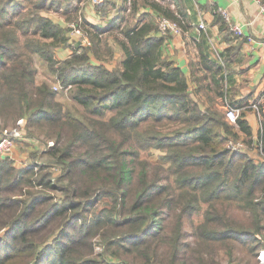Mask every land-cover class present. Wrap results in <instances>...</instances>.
Here are the masks:
<instances>
[{
    "label": "trees",
    "instance_id": "obj_1",
    "mask_svg": "<svg viewBox=\"0 0 264 264\" xmlns=\"http://www.w3.org/2000/svg\"><path fill=\"white\" fill-rule=\"evenodd\" d=\"M69 1L0 0V129L18 118L26 120L29 137L36 134L28 127L43 128L42 153L61 170L50 187L48 173L17 168L11 154L0 157V264H213L201 253L231 247L233 240H243L250 256L256 247L248 238L264 227V129L255 141L260 157L229 149L230 140L254 148L251 139L239 137L252 134L243 112L231 123L213 101L203 105L181 67L163 55L172 32L159 33V21L173 20L187 31L194 20L185 10L195 9L191 0L178 10L146 0L143 5L157 14L133 20L125 17L131 8L126 0L119 6L118 0L91 3L105 25L85 23L83 31L81 21H73L82 30L79 38L45 13L67 8ZM197 6L212 10L220 30L233 32L223 10ZM111 8L117 13L108 17ZM137 10L132 0V12ZM111 34L119 59L108 67ZM199 40L200 60L189 63L190 72L207 69L203 86L223 98L220 67L203 55L204 36ZM67 46L70 53L56 58L54 49ZM34 55L67 89L65 101L47 81L36 83ZM151 150H157L156 162L148 159ZM239 209L254 232L225 220ZM165 211L172 214L163 217ZM193 215L200 216L191 223L199 247L190 256L183 224ZM244 234L246 240L238 237ZM96 244L102 246L98 253Z\"/></svg>",
    "mask_w": 264,
    "mask_h": 264
},
{
    "label": "crops",
    "instance_id": "obj_2",
    "mask_svg": "<svg viewBox=\"0 0 264 264\" xmlns=\"http://www.w3.org/2000/svg\"><path fill=\"white\" fill-rule=\"evenodd\" d=\"M102 1L89 0L85 8L86 12L92 16L95 15L91 3H101ZM191 2L195 9L193 7L191 9L185 8L194 17L193 22L189 24L190 28L178 34L170 33V37L165 40L161 47L163 55L181 67L187 77L189 88L197 89L198 101L206 105L204 95L211 94V91L203 85L210 78L209 71L197 66V70L195 69L191 74L189 69V63H199L198 46L202 45L199 37L204 36L205 50L202 53L213 64L220 67L221 72L216 74V77H221V80L225 81L221 107L224 108L226 104H229L243 112L252 134L246 138L244 134L239 132V137L243 140L251 139V142L255 143L259 129H264V14L260 11L256 0H191ZM196 2L203 7L216 6L219 10L226 11L230 17V22L239 26L242 34L235 36L229 30H220L218 24L213 23L212 10L200 9ZM170 10L175 9L173 7ZM141 11L148 12L151 16L157 14L156 10L148 6L142 7ZM199 21L205 23V29L198 27ZM68 36L79 38L71 35L69 31ZM81 41L83 44L88 43L84 38H81ZM230 47L233 49L230 55L226 56L225 50ZM106 65L112 67L111 64ZM25 132L27 131L24 129L23 133ZM23 140L29 143L28 139L25 138L18 143ZM245 147L244 145L242 148L249 151L252 157H260L256 143L254 148L252 146ZM17 150L16 146L15 155Z\"/></svg>",
    "mask_w": 264,
    "mask_h": 264
},
{
    "label": "rangeland",
    "instance_id": "obj_3",
    "mask_svg": "<svg viewBox=\"0 0 264 264\" xmlns=\"http://www.w3.org/2000/svg\"><path fill=\"white\" fill-rule=\"evenodd\" d=\"M61 2H63L64 0H60ZM146 0H137V7L138 10L136 12H132V0H126L127 2V7H130V11L125 12V17L133 20L136 19L138 17H140V15H142V7H145L143 5V2ZM151 1H156L157 3H159V5L163 8V9H168V8H173L175 10H178L179 8H182L184 6L183 0H151ZM148 2V1H146ZM89 0H70L69 1V5L68 7H64L62 6L61 8L58 9H48L47 11L45 10V13L54 21L59 22L60 24H62L63 26H66L67 23L72 22V21H76L80 22L81 21V27L83 29V31H86V29H89L88 26L85 23H99L100 25H105V21L100 22L98 20V16L95 15H91L88 14L85 10L86 6L88 5ZM118 6L121 3V0H118L117 2ZM113 4V3H112ZM109 7H111V4L109 5ZM90 12V10H88ZM117 12L115 9H112L108 12V17H112L113 15H115ZM121 15V14H120ZM106 20V19H105ZM234 33V32H233ZM235 35V34H234ZM236 36V35H235ZM76 43V45L79 44V41L74 42ZM106 43L108 45H110L113 49H114V56L112 57V64L117 63V60L119 59V51L118 49L115 47V43L114 40H112V34L111 36L108 37V39L106 40ZM55 51V57L56 58H63L65 56H67L70 51H71V47L67 46L66 48H62L57 50L56 48L54 49ZM34 63H35V67H36V75H35V81L36 83H40L41 81H47L53 90L57 91V98L59 99V101H65L67 99L66 97V93H67V89H62L61 86L59 85L58 81L56 80L55 76L49 72L47 65L45 63L44 60H42L41 58H39L37 55H34ZM54 86H56L57 88L55 89ZM209 91H211V94L207 93L204 95V100L207 103L212 102V106L216 109H220L222 108L224 110L223 107H221L223 101H222V97H217L214 94V89L212 88H208ZM79 107V106H78ZM220 107V108H219ZM222 110V111H223ZM225 113V110H224ZM12 123L5 126L6 129H9L10 127H12ZM26 126V120H25V128H27ZM38 126H30L28 127L29 131H34L36 134V137H29L27 135V133L25 134L24 137L26 139H29V143L26 140H23L22 142L18 143L17 145V152L16 155L14 153V149L16 148V146L14 147L13 151L10 153L11 157L15 159V166L17 168L20 167H26V166H30V167H34V171H38L39 174L42 173H48V179L50 182V187L53 183L57 182V178L58 176L61 174V170L60 168H58V166H55L50 159H48V157L43 154L42 152V148L43 147V139H45V135L42 132L44 129ZM233 139V137H231ZM53 137L50 138L48 141L51 142L53 141ZM243 140V139H241ZM38 144L39 149L36 148V145ZM157 150H151L150 154H148V159L151 162H156L157 160ZM36 187V186H34ZM38 189H41L40 186H37ZM50 187H44L40 190V192L46 193V194H54L55 196H60L59 193L60 191L55 189H51ZM30 191H36V189H30ZM105 203V200H102L100 202H98L97 204H95L91 210L93 209H99L101 207V204ZM219 207V206H217ZM172 214V213H171ZM171 214H169V211H165L163 214V217H169ZM248 214L246 212H242L241 209H239L238 215L232 217H225V220H229L231 222H238V227H240L241 225H245L248 226V231L250 232H254V227H252L251 225V219L248 218L247 216ZM200 220V216L199 215H193L190 219H187L185 217V222L183 224V228L186 231L187 234V240L190 242L191 244V248L189 250V255L193 256L194 252H192V250L196 249L197 247H199V245H195V240L197 239L196 236L193 234V227L191 225V223H193L194 225H196V223ZM174 223V220L172 221L171 224ZM170 224V226H171ZM238 237L243 238L246 240L248 238V236L246 234H244V236L242 235H238ZM243 240H233L231 247L227 246V245H220V246H216L212 251H210V249L208 248L207 251H203L201 253L202 257L207 260V261H212L213 264H238V262H242L241 264H258V259H257V255L258 252L264 248V227L260 230V232L254 234L253 236H251V238H248V241L253 244H255L256 249L258 248V252L255 249L252 254L249 256V254L246 252V250L244 249V244L242 243ZM195 245V246H194ZM95 252L98 253L102 250V246H100V244H96L95 246ZM210 252V253H209ZM108 259H111L109 255L106 256ZM112 261H115L114 259H112Z\"/></svg>",
    "mask_w": 264,
    "mask_h": 264
},
{
    "label": "built area",
    "instance_id": "obj_4",
    "mask_svg": "<svg viewBox=\"0 0 264 264\" xmlns=\"http://www.w3.org/2000/svg\"><path fill=\"white\" fill-rule=\"evenodd\" d=\"M256 1L259 4L260 11L262 12V14H264V4L260 0H256ZM222 13L226 20H230V17L226 11L223 10ZM66 25L70 28L69 32L71 35L82 37L83 35L82 30L76 23L72 21L71 23H67ZM205 26L206 25L203 21L198 22V27L205 29ZM230 28L231 30H233L236 36L242 34L239 26L231 23ZM158 29H159L158 30L159 33H165L166 31H170L176 34L181 33V28L179 27V25L175 21L166 18H162L159 21ZM84 39L86 40V38ZM54 88L56 89L57 87L54 86ZM224 110H225L226 119L231 123H235L239 114V109H237L232 105L226 104ZM24 129H25L24 118H18L16 122L13 124V126L10 127L9 129H0V157L10 154L13 151L14 147L18 143L17 140H20V138L24 136L23 133ZM243 146L244 144L241 141H233V140H230L227 145L229 149H233V150L242 148ZM257 259H258V264H264V248H262L258 252Z\"/></svg>",
    "mask_w": 264,
    "mask_h": 264
}]
</instances>
